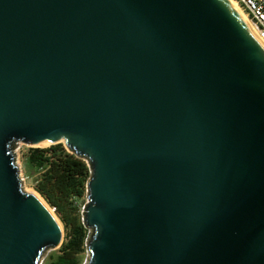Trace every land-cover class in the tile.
<instances>
[{
  "label": "water",
  "instance_id": "water-1",
  "mask_svg": "<svg viewBox=\"0 0 264 264\" xmlns=\"http://www.w3.org/2000/svg\"><path fill=\"white\" fill-rule=\"evenodd\" d=\"M16 143L87 163L86 264H264V48L228 0H0V264H41Z\"/></svg>",
  "mask_w": 264,
  "mask_h": 264
},
{
  "label": "trees",
  "instance_id": "trees-1",
  "mask_svg": "<svg viewBox=\"0 0 264 264\" xmlns=\"http://www.w3.org/2000/svg\"><path fill=\"white\" fill-rule=\"evenodd\" d=\"M30 175L38 173L35 191L55 211L65 231L59 254L48 264H82L89 231L83 224L90 169L87 163L68 152L63 144L30 148L26 156Z\"/></svg>",
  "mask_w": 264,
  "mask_h": 264
},
{
  "label": "rangeland",
  "instance_id": "rangeland-1",
  "mask_svg": "<svg viewBox=\"0 0 264 264\" xmlns=\"http://www.w3.org/2000/svg\"><path fill=\"white\" fill-rule=\"evenodd\" d=\"M50 146H52V145H50ZM63 146L65 147L64 144H63ZM47 147H49V146L40 147V148H47ZM30 148H35V147H31V146L23 144V143H16L14 145V153H15V157H16V163H17V166L19 168V176H20V178L22 180L23 189L26 192L36 193L37 195H39L34 189L35 180H36V178L38 177L39 174L36 173L33 176L30 175V172H32V169H30L27 166V163H26V156H27V153H28ZM65 149L67 150L66 147H65ZM86 202H87V197H85L83 200L80 201L81 206H83V208H84ZM52 211L56 215V213H55V211L53 209H52ZM56 217H57V215H56ZM57 219H58V221H59V223L61 225L62 231H63V241H64V237H65L64 227H63V224L61 223V221L59 220L58 217H57ZM59 249H60V246L58 248H56V249H48V250H46L44 252V254H43L41 264H48L51 260L55 259V257L59 254ZM82 257H83L82 258V260H83L82 264H86L87 258H88L87 251L83 254Z\"/></svg>",
  "mask_w": 264,
  "mask_h": 264
},
{
  "label": "built area",
  "instance_id": "built-area-1",
  "mask_svg": "<svg viewBox=\"0 0 264 264\" xmlns=\"http://www.w3.org/2000/svg\"><path fill=\"white\" fill-rule=\"evenodd\" d=\"M257 29L258 35L264 40V0H236Z\"/></svg>",
  "mask_w": 264,
  "mask_h": 264
},
{
  "label": "bare ground",
  "instance_id": "bare-ground-1",
  "mask_svg": "<svg viewBox=\"0 0 264 264\" xmlns=\"http://www.w3.org/2000/svg\"><path fill=\"white\" fill-rule=\"evenodd\" d=\"M228 1L231 3V5L234 7V9L240 14V16L243 18V20L245 21V23L247 24V26L249 27V29L251 30L253 35L258 39V41L261 43V45L264 48V40L259 37L257 29L255 28L254 24L252 23V21L248 17L247 13L243 10V8L239 5V3L236 0H228ZM61 142L64 143V141H61ZM50 145H51V143H43L41 145H38L37 147H46V146H50ZM34 194L37 195L36 193H34ZM37 196L44 202V200L39 195H37ZM45 205H47V204L45 203ZM51 213L53 214V216L55 217V219L57 220V223L59 224V226L61 228V225H60L56 215L52 211V209H51ZM61 230H62V228H61Z\"/></svg>",
  "mask_w": 264,
  "mask_h": 264
}]
</instances>
